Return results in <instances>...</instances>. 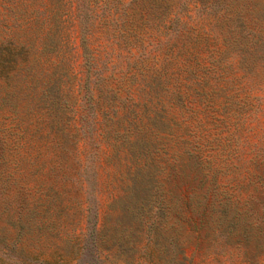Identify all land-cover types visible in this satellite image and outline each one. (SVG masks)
I'll use <instances>...</instances> for the list:
<instances>
[{"label": "rangeland", "instance_id": "rangeland-1", "mask_svg": "<svg viewBox=\"0 0 264 264\" xmlns=\"http://www.w3.org/2000/svg\"><path fill=\"white\" fill-rule=\"evenodd\" d=\"M130 129L189 236L187 264H264V0H0V190L16 210L54 200L65 215L53 236L1 230L0 264H74L69 240L117 197L108 135ZM86 245L75 264H98Z\"/></svg>", "mask_w": 264, "mask_h": 264}, {"label": "trees", "instance_id": "trees-1", "mask_svg": "<svg viewBox=\"0 0 264 264\" xmlns=\"http://www.w3.org/2000/svg\"><path fill=\"white\" fill-rule=\"evenodd\" d=\"M244 24V21H240L242 30L246 29ZM248 32L253 36L252 38L247 37L249 41L245 44L254 46L257 42L256 32ZM9 46L16 50L24 48L23 43L14 39L11 40ZM89 57L91 58L90 64L95 65L92 67L95 70L93 80L98 82L102 75L98 71L97 62L101 58H97L93 52ZM115 106H117L116 103H108L104 107L107 111H114ZM114 112L115 118H118V110L115 109ZM117 122L121 124L123 121L117 119ZM111 124L115 127L113 119ZM108 141L114 149L115 162H120L119 169L113 176L114 181H112L116 185H111L113 186L112 192H117V197L109 206V213L101 228H94L90 233L87 231L76 234L75 238L69 240V248L72 255H75L73 263L80 260L87 248L86 244L90 242L98 264H187L185 244L189 236L185 234L181 225L182 220L173 222V215L170 211L171 200H168L169 193L159 180L160 172L152 165L154 159L149 150L141 145L138 135L135 131L132 133L131 129L127 130L124 135L120 132L110 133ZM119 142H123L124 145L120 146ZM114 160L111 159V161ZM7 164V159L0 155V177H5L1 167ZM180 165L179 161H175L173 171H176ZM172 174V172L169 173L167 183H170ZM10 178L4 184H10ZM6 194V188L0 190V205L4 206L0 214V221L3 223H0V231L15 230L18 233L17 239H22L35 228L52 236L55 233L59 234V222H62L65 217L61 204L53 200L52 204L45 208V213L41 212V209L45 207L41 201L37 207L30 208L23 204L16 210L10 204ZM85 212L82 204V217ZM194 226L192 233L198 240L203 239L202 228L195 224ZM210 236L211 234L208 233L207 237ZM9 240H11L10 237L2 236L5 246L9 245ZM200 250L202 248L198 245L197 251ZM204 251L205 254L210 252L214 254L218 252V248L211 244ZM181 255L184 256L182 261L179 260ZM65 257L67 256H60L61 260H65ZM211 263L203 261L200 264ZM188 264L198 263H195L192 258L189 259Z\"/></svg>", "mask_w": 264, "mask_h": 264}]
</instances>
